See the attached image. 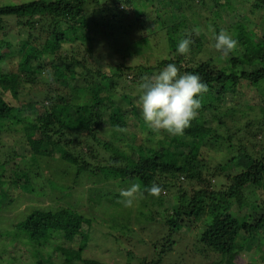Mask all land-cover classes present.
I'll use <instances>...</instances> for the list:
<instances>
[{
  "label": "trees",
  "instance_id": "16d2710c",
  "mask_svg": "<svg viewBox=\"0 0 264 264\" xmlns=\"http://www.w3.org/2000/svg\"><path fill=\"white\" fill-rule=\"evenodd\" d=\"M141 1L140 10L136 8L135 0H28L0 3V34L9 19H14L20 25L17 44L9 34L5 35L9 38H3V35L0 38V137L3 131H10L23 123L24 111L33 109V102L27 103L26 108L10 104L4 97L5 92L17 99L23 83L34 84L40 80L46 86L48 108L30 119L34 123H31L28 130L27 143L32 155L58 159L64 176L67 178L71 172L74 176L72 184L62 190L63 195L67 191L72 193L67 203L36 207L16 221L6 233L8 235L10 230L13 232L11 236H22L30 244H38L39 248L34 250L38 254L50 244V250L45 252L50 258L52 252L63 251V258L57 264H109L102 257L104 254L86 255V246H90L88 242L93 218L90 220L79 210L81 195L74 190V185L79 184L77 179H112L127 187L139 184L143 195L152 200L161 196L164 189H170L174 185L172 182L179 185L184 179L197 185L187 202L184 200L186 205L180 203L172 208L170 214L166 213L168 221L160 224L163 232L152 244V253H142L145 255L132 260L130 258L126 264H234L229 254L237 245L245 247L248 239L258 234H261L259 243L264 241V208L260 212L254 210V215L249 214L243 220L235 218L230 211L233 203L243 201V190L247 187L260 189L264 195V90L259 93L256 89H264V40L256 41L257 28L252 30V19L243 14L238 23L231 26V31L238 42L242 45L249 44L251 50L238 53L240 57H230L229 68H212V59L199 62L191 60V65L183 66L184 56L176 49L185 34L193 32L188 18L185 14L178 13L164 19L156 13L151 20L144 13L145 1L158 6V0ZM170 1L176 2L179 7L180 4L184 5L186 10L191 11L195 0ZM252 7V13L264 10V0H254ZM141 18L145 23V32L142 31ZM37 26L40 35H46L44 43L40 45L34 41L35 37L29 30ZM25 27L28 28V33L23 37L21 30ZM159 32H164L163 39L167 50L172 54L156 58L154 64L138 62L136 58L141 57L144 49L150 45V37H156ZM217 32L219 31L214 33ZM29 37L32 38V43L21 47L22 41L27 43L23 38ZM192 38L194 43L190 50L200 51L204 47L201 37L193 35ZM73 43L83 45V54L87 55L81 58L62 56V46ZM96 46L103 51H96ZM74 51L79 53L78 46ZM132 58L136 61H132ZM8 63L12 64L9 69ZM169 63H175L181 73L199 74L207 88L213 84L218 85V94L237 90L244 92L252 100V111H256V106L260 108L261 117L255 119L251 116L244 122L240 121L234 114L238 109L236 105L215 106L210 100H206V93H202L199 96L201 108L198 112L212 115V124L196 117L182 136H172L169 141L161 138L153 144L155 136L160 132H153L148 127L141 110L136 106L132 105L129 110L120 109L122 119L112 121L108 115L115 96L100 94V89L105 87L103 82L108 80L105 85L115 93L121 83L140 89L144 78L153 76L155 71H161ZM45 65L50 67L51 75L44 71L47 67ZM237 65H246V68L238 70ZM256 93L262 94L259 104L253 101L258 97L254 96ZM75 94L83 95V99L75 101ZM116 95L120 96L118 93ZM247 102H241L240 105L249 104ZM221 114H224L223 119L219 116ZM226 114L230 116L226 117ZM74 115L80 117L76 118ZM130 117L135 118L142 129L147 128L149 135L145 136V144H135L137 137L129 136L128 133L127 136L125 133V118ZM106 118L107 128H104ZM7 120L8 123L5 122ZM227 122L228 131L219 132L220 124L226 125ZM109 128L117 131L122 129L125 132L120 133L125 137L116 131L115 135L113 133L109 137L102 130ZM33 134L35 136H31ZM210 143L213 147L228 144V149L231 148L233 152L226 160L217 162L206 175L202 168L205 161L204 146L207 144L209 147ZM6 162L8 160L3 163ZM231 165L234 166V173L227 172L228 168H232ZM22 173L24 172L15 175L19 177ZM221 175L225 177V184L220 181L218 184L216 181L212 182L222 178ZM2 177L0 171V179ZM154 184L160 187L158 196L147 191ZM36 192L39 193L36 196H47L48 199L53 193L48 181L39 184ZM116 195L121 197L120 194ZM180 199L183 200V196ZM83 209L91 216L98 215L97 211L96 214L94 211L90 212L87 203ZM99 211L103 213L101 209ZM182 216L197 217L199 221L195 225L201 227L199 234L187 242L186 246V240L175 238ZM98 222L96 225L99 226V232L107 234L103 227L107 230L110 225ZM85 223L88 229L79 238L75 231ZM110 229H113L112 225ZM19 232L22 234L19 235ZM116 233L115 238H121L122 231L117 230ZM178 242L180 243L177 244ZM96 251L101 252L98 249Z\"/></svg>",
  "mask_w": 264,
  "mask_h": 264
},
{
  "label": "rangeland",
  "instance_id": "374dc122",
  "mask_svg": "<svg viewBox=\"0 0 264 264\" xmlns=\"http://www.w3.org/2000/svg\"><path fill=\"white\" fill-rule=\"evenodd\" d=\"M10 1L22 2L28 0H0V3L4 4L9 3ZM135 2L137 3V10H140L142 1L135 0ZM152 4L154 3L149 1H145L144 4V13L151 20L156 16V13L164 19L171 18L174 14L183 13L188 18L190 27L199 32L204 47L198 52L190 50L187 54H183V66L191 65V60L199 62L212 59L210 64L212 68H229L231 66L230 57L237 55L240 57L238 53L242 54V52L246 50H251L249 44L242 45L240 41L238 47L228 55H225L222 51H218L214 47V35L218 34L221 30H225L234 37L233 32L231 31L233 27L231 26L236 22L238 23V20L243 14L249 15L250 19H252L253 22L250 23L252 30L257 28V35L255 36L256 41L262 42L264 40V10H256L252 13L254 0H203L202 2L195 0L193 2L194 6L191 10L192 12L186 10L184 5L182 6L180 4L179 7V4L170 0H158L156 2L158 6H153ZM139 20L141 22V27L143 28L142 31L145 32L144 20L143 18ZM5 26L2 34H0V38H2V35L3 38H9V36H5L9 34L11 40H13V42L15 41L17 44V34L20 25L16 24L14 19H9ZM29 30L35 37L34 41L36 43L39 45L44 43L46 35H40L39 26L36 28L31 27ZM21 31V36L24 37L28 33V28L25 27ZM216 31L219 32L214 33ZM163 38L164 32H159L156 37H150V45L148 48L144 49L143 53L140 55L141 57H137L136 60L138 62H143L144 64H154L156 58L171 55L172 53H169L167 50V45ZM23 39H25L27 43L22 41V44L20 45L21 47H25V45L32 43V38L30 37ZM1 44L2 42H0V45ZM76 46H78L79 50V53L77 54L74 51ZM82 46L83 45L79 44L75 45V43L64 44L61 49V55L68 57L75 56L78 58H81L82 56L85 57L87 54H83ZM98 50L99 48L96 46V51ZM101 50L103 51V49H100L99 51ZM136 60L132 58V61ZM11 66L12 64L8 63L7 69L11 68ZM45 66L47 67L44 68V71L51 75L50 67L48 65ZM237 68L238 70H241L246 68V65H237ZM158 72L160 71H155L154 74H157ZM107 82L108 80L103 82L105 87L100 89L99 92L103 96H115V100L111 104V112H109L108 115L111 116L110 118H112V121L122 119L123 115L119 112L120 109L129 110L133 105L141 110L139 107V96L141 94L139 88L133 86L128 87L121 83L120 87L115 90V93L113 90L110 91L107 88L105 85ZM66 87H64V91ZM218 88L219 86L216 84L207 88L208 90L205 92L207 101L210 100L215 106L236 105L238 109L234 111V114L243 122L251 116L255 119L261 117L260 108L256 106V111L253 112L252 107L254 105L252 104V100H249L247 96L244 95V92L237 90L233 93L224 92L218 94ZM256 89L259 93L264 90L260 87H257ZM249 92H252V90ZM117 93L120 96L116 95ZM208 93L211 94L210 98ZM254 96L258 97L254 98L255 100L253 101L258 102L259 104L262 94L256 93ZM4 97L8 99L10 104H19L22 108H26L27 103L33 102V109L24 111L23 123L16 125L13 127L14 129H11L10 131H3L0 137V171L3 174V177L0 179V264H57L58 261L63 258V251L52 252V258H50L47 253H45L47 250H50V244L44 247L41 250L42 252L38 254L36 251L34 252V250L39 248L38 244L32 245L27 239H23L22 236L21 238L11 236L13 235V232L10 230L8 235L6 233L7 229H12L14 223L19 219L24 218L31 212L30 210L36 207H50L52 204L56 206L65 202L67 203L68 200L71 199L70 197H72L70 191H67V194L63 195L62 190H66L65 187L72 184V179L74 177L73 172H71L66 178L62 169L59 168L62 164L58 159L53 160L39 154L32 155L31 147L27 143L28 130L31 128V123H34V121H31L30 119H33L40 113H44L48 108L49 101L45 98L46 86L40 80L35 81L34 84L23 83L22 87L19 88L17 99H13L9 92H5ZM74 99L75 101H81L83 95L75 94ZM246 101H248L247 103L249 104L240 105L241 102L245 103ZM206 114L207 112H198L197 118L201 121L205 120L209 124H212V115L207 114L206 117ZM223 115L224 114H221L219 116L222 118ZM74 116L76 118L80 117L78 115ZM225 116L228 117L230 114H226ZM5 122L8 123V120ZM125 123L126 132L122 129H119L118 131L116 129L111 130L110 128L108 130H102L106 131L109 137H111L113 133L115 135L116 133L121 134L120 132H125L126 134L128 133L129 136L137 137L134 141L135 144H145V136L148 134L147 128L142 129V127H139L136 119L131 117L125 118ZM104 124L106 125L104 128H107V118L105 119ZM228 127V122L226 125L221 123L218 127L219 132H227ZM232 131L234 132L235 130L232 129ZM31 136L35 135L33 134ZM121 136L125 137L122 134ZM171 137L172 136L166 131L161 130V132L155 136L153 144L155 145L161 138L169 141ZM211 143L210 145L212 146ZM147 145H149V143H147ZM210 145L209 147L207 144L204 146L205 161L202 168L206 175H208L214 166L217 165V162L223 159L226 160V157L233 152L231 148L228 149V144H223L221 147H210ZM259 145H262V143H259ZM125 149H127V147ZM5 160H8V162L3 163ZM2 163L5 165H2ZM27 166L30 168L29 171L27 170ZM230 167L232 168H228L227 172L234 173V166L231 165ZM24 170L28 171V173ZM20 172L24 173L19 177L18 175H15V173ZM26 178L27 181H25ZM224 178L225 177L223 176L212 182L215 183L216 181V184H218V181H220L222 184H225L226 180ZM77 180L79 184L74 185V190L77 194L80 192L81 195L80 201L82 203L79 210L82 214H85L86 217L90 218V220L92 218L94 219V221L93 219L91 220L93 227L90 228L92 229L90 241L88 242L90 246H86V255L92 256L95 254L100 256L101 254H104L102 257L107 260L109 264H126L129 262L130 258L132 260L145 255L142 253H152V244L155 243L157 237L163 232L160 224L162 225L164 222L168 221L166 213L169 212L170 214L172 208L180 203H183L185 206L187 202L186 200L191 197V193L197 188L195 183H189L182 179V182H180L179 185H176V182H172L174 185L167 191L164 189L165 192L156 199L154 198L152 200L147 196L138 194L134 206L129 208L124 206V197H118L116 194L121 195V192L131 187V185L127 187L125 184L118 183L115 180H105L99 177L90 178L89 180L79 178ZM44 181L49 182L51 190L53 191L49 199L47 196L35 195L39 194L38 192L35 193L38 185ZM243 191V201L233 203L230 208L232 215L241 220L249 214L254 215V210L260 212L263 210L262 208H264V195L261 193L260 189L255 190L252 187H247ZM181 196H183V200L180 199ZM184 200L186 202H184ZM85 203L90 207V212H98L97 217H94L93 214L91 216L85 213L86 211L83 209ZM99 209L103 212L102 214ZM198 221L197 217L182 216L179 219L178 234L175 238L180 239L181 241L186 240V246L187 242L192 241L201 231V227L198 228L197 224L195 225ZM97 222L103 225H110V228L112 225L113 229L107 227L108 229L106 230L105 227H103V230L106 231L107 234L100 233V229H98L99 226L97 227L96 225ZM140 228L141 231H139ZM87 229V224L85 223V225H83L81 229L75 231V233H77L80 238ZM117 230L122 231L123 234L120 235L121 238H115L117 236ZM20 234L22 233L19 232V235ZM180 235H182V238H179ZM260 235L261 234L254 235L248 239V244L243 248L237 245L234 251L229 254L231 261L234 264H264V241H260L259 243ZM243 236L245 237V234H243ZM179 243L180 242L177 244ZM65 244L66 243H62V245ZM180 246L181 244L177 245V248ZM97 249L101 252H97ZM135 261L136 260L133 262L135 263Z\"/></svg>",
  "mask_w": 264,
  "mask_h": 264
},
{
  "label": "clouds",
  "instance_id": "9594fccd",
  "mask_svg": "<svg viewBox=\"0 0 264 264\" xmlns=\"http://www.w3.org/2000/svg\"><path fill=\"white\" fill-rule=\"evenodd\" d=\"M193 35H199V32L193 30L180 40L176 49L179 54L190 51L194 43ZM238 43L225 30L214 35L215 49L225 55L233 52ZM207 90L199 74L181 73L175 63H169L157 74L144 78L140 84L139 107L143 120L153 132L163 130L171 136H182L201 108L200 94ZM147 191L158 196L160 187L154 184ZM138 194L143 195L139 184L123 190L121 196L124 197V206L133 207Z\"/></svg>",
  "mask_w": 264,
  "mask_h": 264
}]
</instances>
